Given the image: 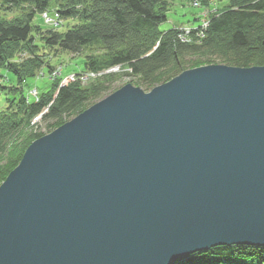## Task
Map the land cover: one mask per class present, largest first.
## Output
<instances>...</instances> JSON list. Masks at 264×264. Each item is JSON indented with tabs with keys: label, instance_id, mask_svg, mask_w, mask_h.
Here are the masks:
<instances>
[{
	"label": "water",
	"instance_id": "1",
	"mask_svg": "<svg viewBox=\"0 0 264 264\" xmlns=\"http://www.w3.org/2000/svg\"><path fill=\"white\" fill-rule=\"evenodd\" d=\"M264 248V67L126 84L0 185V264H175Z\"/></svg>",
	"mask_w": 264,
	"mask_h": 264
},
{
	"label": "trees",
	"instance_id": "2",
	"mask_svg": "<svg viewBox=\"0 0 264 264\" xmlns=\"http://www.w3.org/2000/svg\"><path fill=\"white\" fill-rule=\"evenodd\" d=\"M172 1L0 0L6 10H19L10 20L0 17V185L25 150L44 136L27 133L35 117L42 115L52 132L123 87H113L119 76L65 87L56 78L37 98H30L27 83L40 69L51 74L49 60L56 53L80 57L83 74L126 68L130 81L124 85L146 93L203 66L264 67V0H226L207 14L204 37L192 33L189 42L179 39L176 27L159 29L167 22ZM197 1L203 8L212 2ZM47 11L57 15L58 28L34 25ZM175 264H264V248L220 246Z\"/></svg>",
	"mask_w": 264,
	"mask_h": 264
},
{
	"label": "rangeland",
	"instance_id": "3",
	"mask_svg": "<svg viewBox=\"0 0 264 264\" xmlns=\"http://www.w3.org/2000/svg\"><path fill=\"white\" fill-rule=\"evenodd\" d=\"M197 1V0H196ZM199 2V1H198ZM226 0H212L210 7L207 8H196L194 6V0L189 1H183V0H174L171 2V6L169 9L167 22L162 24L159 29L160 31H167L170 30L173 27H176L178 31L182 28H187L188 26H191V23L194 25L200 24L202 16H206L207 14L210 15V11L213 12L217 8H219L222 4H225ZM19 14L18 9H12V10H6L5 7L0 4V17L6 18L8 20L17 17ZM48 16L52 18L51 20L54 22L57 18L54 15V13L49 12ZM193 18H195L196 22H193ZM56 23L59 25L60 22L56 21ZM34 25L39 26L43 29H50V28H57L54 26H46L43 22V14L38 15L35 18ZM81 58L80 57H74L72 55H66L62 53H56L54 57H51L49 60L50 65L52 68H54L50 75L45 74V71L43 69H40L35 77V79L30 80L27 85L30 87L28 90V96L30 98H37L38 94L40 92L46 91L49 87V81H53L56 78L61 79L60 83H65L69 79V76L72 74H75L76 77H81L79 80V84L81 86H86L91 82H94L96 79L101 77H110V76H119L121 79L119 81H116L113 87H120L124 86L125 83L130 81V77H128L129 70L123 67L119 68V72H109L102 71L100 73H93L94 76L91 77L88 75V73H82L81 72ZM82 75H88L87 78L83 77ZM101 76V77H99ZM83 77V78H82ZM72 83H75V81L67 83V85H70ZM60 84V85H61ZM3 104L0 100V109H2ZM42 115H39L35 117L31 122L30 126L28 128L27 133H33V134H43L48 135L51 132H48V125L49 122L43 123L42 122ZM72 120V119H71ZM53 132V131H52Z\"/></svg>",
	"mask_w": 264,
	"mask_h": 264
},
{
	"label": "built area",
	"instance_id": "4",
	"mask_svg": "<svg viewBox=\"0 0 264 264\" xmlns=\"http://www.w3.org/2000/svg\"><path fill=\"white\" fill-rule=\"evenodd\" d=\"M194 6L196 8L199 7V3L196 0H194ZM205 18H206V16H205ZM43 19H44L45 24L48 26L56 27L58 25L56 22H53L52 20H50L46 14H43ZM207 27H208V22L207 21H201L199 27L188 26L187 28L180 29L179 33H178V37L182 42H189L190 35L192 33H195L198 38L202 39L204 37V33H205ZM119 68H120L119 66H115V67H112L106 71H107V73L119 72L120 71ZM88 75H90L91 77L94 76L93 73H88ZM88 75H82V76L87 78ZM99 77H101V76H99ZM75 78H76L75 74L70 75L69 79L67 81H65V83H62V85L74 81Z\"/></svg>",
	"mask_w": 264,
	"mask_h": 264
},
{
	"label": "bare ground",
	"instance_id": "5",
	"mask_svg": "<svg viewBox=\"0 0 264 264\" xmlns=\"http://www.w3.org/2000/svg\"><path fill=\"white\" fill-rule=\"evenodd\" d=\"M197 2H198V1H197ZM198 3H199V7H198V8H202L201 5H200V2H198ZM195 20H196V19L193 18V22H196ZM201 21H207V22H208V19L205 18V16H202ZM199 23H200V22H199ZM191 25L194 26V27H198L200 24H198V25H194V24L191 23ZM80 79H81V77H76L74 81H75V82H79ZM81 81H82V79H81ZM61 85H62V84H61ZM62 86L65 87V86H67V84H63ZM113 93H114V92H113ZM111 94H112V93H111ZM111 94H110V95H111ZM108 96H109V95H108ZM106 97H107V96H106ZM106 97H104V98H106ZM104 98H103V99H104ZM103 99H102V100H103ZM100 101H101V100H100ZM98 102H99V101H98ZM55 130H56V129H55ZM194 254H195V253H194ZM192 255H193V254H192ZM189 256H190V255H189ZM189 256H188V257H189ZM186 258H187V257H186Z\"/></svg>",
	"mask_w": 264,
	"mask_h": 264
}]
</instances>
